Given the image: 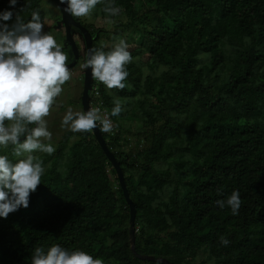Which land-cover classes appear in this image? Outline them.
I'll use <instances>...</instances> for the list:
<instances>
[{"label":"trees","instance_id":"trees-1","mask_svg":"<svg viewBox=\"0 0 264 264\" xmlns=\"http://www.w3.org/2000/svg\"><path fill=\"white\" fill-rule=\"evenodd\" d=\"M110 3L118 15L104 11ZM6 10L12 19L0 23L17 15L27 23L38 12L45 24L39 0H0ZM94 10L119 19L104 44L111 31L76 18L94 47L107 51L138 33L126 40L133 61L125 89L109 92L94 80L90 91L91 106L114 125L102 134L136 207L134 249L115 168L93 131H67L58 165L36 153L45 172L29 207L0 217V264H31L35 247L54 244L103 264H264V0H101ZM74 30L83 56L84 36ZM114 96L124 108L118 116ZM133 106L135 131L122 117ZM131 134L145 145H131ZM12 147L0 154L16 162ZM234 190L242 200L236 215L217 204Z\"/></svg>","mask_w":264,"mask_h":264},{"label":"clouds","instance_id":"clouds-1","mask_svg":"<svg viewBox=\"0 0 264 264\" xmlns=\"http://www.w3.org/2000/svg\"><path fill=\"white\" fill-rule=\"evenodd\" d=\"M101 0H61L66 4L64 11L74 18L87 17ZM17 0H10L15 6ZM104 11L111 16L120 9L108 4ZM12 11L0 13V21L12 19ZM45 24L38 12H33L25 23L19 15L12 25L0 23V148L12 147L13 162L7 155L0 154V217L30 204V195L41 184L45 172L43 161L36 153L52 155L56 148L51 143L52 132L47 120L56 98L63 91L72 73L68 67V55L56 39L44 31ZM105 45L89 50L83 69H91L93 80L102 83L109 92L124 90L129 75L127 65L133 61L129 46L120 39L107 51ZM112 116L124 110L119 97H113ZM61 127L73 133H90L99 128L101 133H112L114 125L98 107L87 111L68 108L63 115ZM22 137L25 139L21 140ZM223 208L229 206L238 214L242 200L239 190H234L225 200H218ZM225 246L229 240L221 237ZM31 264H103L99 258L83 250L69 251L54 244L45 251L35 247Z\"/></svg>","mask_w":264,"mask_h":264},{"label":"rangeland","instance_id":"rangeland-1","mask_svg":"<svg viewBox=\"0 0 264 264\" xmlns=\"http://www.w3.org/2000/svg\"><path fill=\"white\" fill-rule=\"evenodd\" d=\"M41 7L46 13V20H45V26L44 31L51 34L57 41L58 44L62 46L63 51L66 52L68 55V58H70V62H72V51L68 49L67 42H66V30L62 21V15L60 10V4L59 0H39ZM83 21V23L86 24H92L95 28H103L106 30L111 31V33H108V37H106L105 34L102 35L101 41L104 44H108L110 40L107 38L112 37L113 34L112 31L115 27V25L119 22V19L114 20L108 17H102V15H99L96 13L95 10H93L87 17L79 18ZM123 22H125V19H122ZM131 33V32H130ZM73 36L76 40V42L79 40V33H77V30L73 31ZM138 36V33L129 34L125 37V35H122L120 39L125 40H132ZM119 39V40H120ZM118 40V41H119ZM117 41V42H118ZM84 49V48H83ZM86 51V50H85ZM84 51L83 56L85 57L86 52ZM86 61V60H85ZM69 62V63H70ZM81 61L72 69H70V72L72 73L71 79L66 82L62 88L63 91L56 98L55 105L53 106L50 115L47 116L45 119L47 120V126L49 131L52 132V140L51 143L55 146L56 151L52 155H47L44 153H37L41 154L39 156L46 157L47 160L45 163L47 164H56L58 165L59 155L60 151H62V143L61 139L63 135L69 131L65 128L61 127V121L63 115L67 112L68 108H72L73 111H83L82 103H80V94L83 91L84 87V76H85V70L81 67ZM136 107V106H135ZM134 106L129 109V113L122 116L124 119H127L126 127L132 128V131H135L136 122L139 121L140 117L139 114L133 109ZM126 108V107H125ZM131 111V112H130ZM145 127V126H144ZM149 129L146 127L144 130L141 129V136H144ZM138 135V134H137ZM137 135L131 134V145H145L142 137H138ZM25 139V137H22L21 140ZM73 140L76 139V136L72 138ZM70 146V145H69ZM68 147V145H67ZM65 147L64 150H68V148ZM58 150V151H57Z\"/></svg>","mask_w":264,"mask_h":264},{"label":"water","instance_id":"water-1","mask_svg":"<svg viewBox=\"0 0 264 264\" xmlns=\"http://www.w3.org/2000/svg\"><path fill=\"white\" fill-rule=\"evenodd\" d=\"M59 4H60L61 15H62V21H63L64 27L66 30V37L68 39L69 44L72 46V50L74 53V60L70 63H67L69 69H71L76 66V64L79 62V59H80V50L73 36L72 27L79 29L84 36L86 59L88 58L89 50L94 47L93 46V36L90 30L81 21L77 20L76 18H74L73 16H71L70 14L64 11L66 4L61 3V0H59ZM93 81L94 80L91 76V69L90 68L85 69L84 87H83L82 96H81L83 111H87L91 107L90 91L92 90ZM93 133L96 139L98 140L99 144L103 148L104 152L106 153L107 157L109 158L110 162L112 163L113 167L115 168L117 175H118L120 186L124 193V196L130 205V209H131L130 237H131V245H132V248L134 249L135 232H136V224H135L136 223V207L128 191L121 163L117 159L115 153L109 148L99 128L93 130ZM165 262L166 264H171L169 261H165Z\"/></svg>","mask_w":264,"mask_h":264},{"label":"flooded vegetation","instance_id":"flooded-vegetation-1","mask_svg":"<svg viewBox=\"0 0 264 264\" xmlns=\"http://www.w3.org/2000/svg\"><path fill=\"white\" fill-rule=\"evenodd\" d=\"M74 29H75V28L72 27V32L74 31ZM93 42H94V38H93ZM83 60H84V56H80L79 62L81 61V63H82ZM85 60H86V58H85ZM79 62H78V63H79ZM78 63H77V64H78ZM77 64H76V65H77ZM73 68H74V67H73ZM71 69H72V68H71ZM84 70H85V69H84ZM93 85H94V81H93ZM93 89H94V86H92V90H93ZM92 90H91V91H92Z\"/></svg>","mask_w":264,"mask_h":264},{"label":"built area","instance_id":"built-area-1","mask_svg":"<svg viewBox=\"0 0 264 264\" xmlns=\"http://www.w3.org/2000/svg\"><path fill=\"white\" fill-rule=\"evenodd\" d=\"M93 90H96V89L94 88ZM94 94H95V95H98V91H95ZM105 115H107V114H105Z\"/></svg>","mask_w":264,"mask_h":264}]
</instances>
